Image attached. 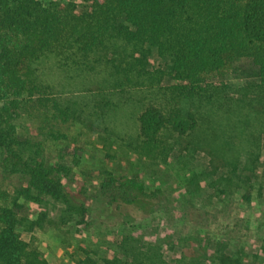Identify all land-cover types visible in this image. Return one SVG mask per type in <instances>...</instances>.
<instances>
[{"label": "trees", "instance_id": "1", "mask_svg": "<svg viewBox=\"0 0 264 264\" xmlns=\"http://www.w3.org/2000/svg\"><path fill=\"white\" fill-rule=\"evenodd\" d=\"M153 53L165 61V69L147 68ZM245 58L256 68V81L232 93L230 81L239 77L238 63ZM47 62L69 79L97 73L104 65L115 83L77 97L58 94L45 81ZM166 76L173 84L161 87ZM134 93L146 94L137 96V130L118 138L130 152L152 161H167L176 141L198 129L205 107L264 115V0H86L82 5L0 0V172L18 182L16 200L44 209L58 203L61 222L83 223L86 205L67 187L77 161L69 165L62 150L52 162L43 141L66 138L57 124L68 121L96 133L107 130V113ZM21 115L36 125L39 140L18 136ZM228 142L232 152L233 139ZM98 190L127 224L162 207L161 189L147 190L136 177L107 174ZM14 207L0 206V264H49L19 234L20 228L31 232L49 222L46 212L32 221ZM161 245L141 247L125 234L116 254L101 264H170ZM212 258V264H243L223 243H217ZM201 259L178 263L203 264Z\"/></svg>", "mask_w": 264, "mask_h": 264}, {"label": "rangeland", "instance_id": "2", "mask_svg": "<svg viewBox=\"0 0 264 264\" xmlns=\"http://www.w3.org/2000/svg\"><path fill=\"white\" fill-rule=\"evenodd\" d=\"M51 64L43 65V74L58 94L77 97L88 89L111 88L115 83L104 65L97 73L69 79ZM158 67L165 69V61L153 53L147 68L153 71ZM255 69L251 60L239 61V77L230 81L232 93L256 81ZM171 84L166 76L159 85ZM138 95L146 94H131L124 104L107 113L105 131L96 133L78 121H68L57 124L66 138L43 141L52 162L62 150L69 165L77 161L67 187L86 205L83 223L61 222L58 203L50 202L44 209L21 198L16 200L14 187L18 182L0 172V206L14 205L18 216L32 221L45 211L49 220L31 232L20 228L21 239L31 242L49 264H101L116 254L125 234L138 240L141 247L162 242L160 253L170 264L201 257L205 258L201 259L203 264H212L217 243L224 244L227 254L243 259V264H264V115L247 109L223 114L205 107L198 129L176 141L167 161H152L130 152L118 138L134 135L137 130ZM182 107L193 110L187 103ZM16 125L19 137L40 139L27 115H21ZM230 139L235 146L232 152L226 148ZM107 174L136 177L147 190L161 189L162 207L125 223L99 194V183Z\"/></svg>", "mask_w": 264, "mask_h": 264}]
</instances>
